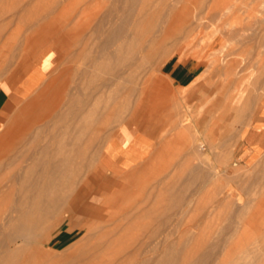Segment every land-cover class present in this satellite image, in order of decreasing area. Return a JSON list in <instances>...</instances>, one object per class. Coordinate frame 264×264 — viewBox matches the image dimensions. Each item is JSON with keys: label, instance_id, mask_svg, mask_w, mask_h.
Segmentation results:
<instances>
[{"label": "rangeland", "instance_id": "374dc122", "mask_svg": "<svg viewBox=\"0 0 264 264\" xmlns=\"http://www.w3.org/2000/svg\"><path fill=\"white\" fill-rule=\"evenodd\" d=\"M52 1L0 0V45L7 43L0 54V107L3 89L13 93L15 87L12 96L21 101L0 116V136L9 133L0 142V224L32 181L45 187L31 192L30 205L47 194L48 181H73V190L62 192L65 207L42 215L45 231L17 244L18 263L90 264L94 243L105 236L96 254L115 264H224V252L235 244L231 264H264V151L254 146L257 134L250 128L261 102L264 112V0L138 1L127 19L121 0H58V11L47 20L39 17ZM110 24L128 34L123 32L125 40L115 37L105 51L103 32L112 33L104 31ZM51 53L49 73L46 63L26 74L33 59ZM35 72L37 86L26 88ZM104 80L115 83L104 89ZM84 101V113L68 119ZM131 121L154 127L155 145L141 165L113 178L101 157ZM63 142L72 161L58 174L43 150L50 144L49 155L60 153ZM71 201L75 205L68 208ZM33 211L32 217H40ZM91 228L97 229L87 234ZM140 246L144 254L136 257Z\"/></svg>", "mask_w": 264, "mask_h": 264}, {"label": "bare ground", "instance_id": "6f19581e", "mask_svg": "<svg viewBox=\"0 0 264 264\" xmlns=\"http://www.w3.org/2000/svg\"><path fill=\"white\" fill-rule=\"evenodd\" d=\"M41 1V0H40ZM42 1H44V2H46V0H42ZM61 1H63V2H66V1H64V0H61ZM61 1H59V2H61ZM71 2L70 3H73L74 1H72V0H70ZM111 1V0H110ZM142 2V3H144L145 1H147V0H121V2H123L124 4H125V9L127 10V11H125V9L123 8V10L125 11H123L121 8L123 7H121L120 8V10H118V8H117V10H118V12H119V14H122V11L124 12L123 14V18L124 19H127V18H130L131 16H133V14H134V12H133V7L135 6V5H137V2ZM53 2H57L56 4H59L58 3V0L56 1V0H54V1H52V4H50V6L45 10V11H43V13L39 16V17H41L42 19L43 18H45V20H47L49 17H51L56 11H58L59 9H60V7L62 6H60V5H56L55 3H53ZM63 2H61V3H63ZM118 2V1H117ZM115 3H116V0H115ZM114 4V3H113ZM112 4V5H113ZM116 4H114V6H115ZM114 6H112V7H114ZM117 6H118V4H117ZM116 6V7H117ZM120 6V5H119ZM112 7L110 8V9H112ZM128 9H127V8ZM109 9V10H110ZM113 10H115V9H112L111 11H113ZM111 11L109 12V14L111 13ZM114 12V11H113ZM113 12L111 13L112 15H113ZM116 12V11H115ZM108 14V13H107ZM107 14H106V16H107ZM110 14V16H112ZM117 14V13H116ZM138 14L140 15L141 13H139L138 12ZM138 14H137V16H138ZM110 16H109V18L108 19H110ZM106 18V17H105ZM112 18V17H111ZM114 18V17H113ZM73 19V18H72ZM108 19L106 20V22L103 20V22L104 23H110V21H108ZM120 20H122V19H120ZM119 20V21H120ZM40 22L41 21H44V20H39ZM70 21H71V19H70ZM69 21V22H70ZM114 21V20H113ZM28 22H30V21H28ZM68 22V23H69ZM76 22V21H75ZM74 22V23H75ZM111 22H112V20H111ZM122 22H123V20H122ZM126 23L128 22V20L127 21H125ZM77 23V22H76ZM78 23H79V21H78ZM108 23V24H109ZM113 24V23H112ZM71 25V24H70ZM76 25V24H75ZM114 25V24H113ZM67 27V26H66ZM75 27V26H74ZM76 27H77V25H76ZM110 27H111V24H110ZM117 27H120V25L119 26H117ZM69 28V27H68ZM73 28V27H72ZM71 28V29H72ZM114 28V27H113ZM122 28V27H121ZM53 29V28H52ZM111 30H104V31H106V33H108L107 31H111L112 33H110L109 34V36L107 35V34H105L104 32H103V34H104V38H103V42L104 43H102L101 44V47L103 48V50H105V51H107V49H109V45L111 44V41L113 40V39H115V37H116V39H118V41H119V39H124L125 38V34L127 33V32H125V27H124V29L122 28V30H124V31H122V30H119V31H114L115 30V28L114 29H112V27L110 28ZM30 30V29H29ZM46 30V29H45ZM48 30H50V29H48ZM55 30V29H54ZM66 30V29H65ZM76 30V29H75ZM114 32H113V31ZM263 30H264V28H263ZM70 31V30H69ZM74 31V30H73ZM73 31H71V32H73ZM77 31V30H76ZM127 31V30H126ZM52 32L54 33V31L52 30ZM51 32V33H52ZM57 32V31H56ZM55 32V33H56ZM59 32V31H58ZM68 32V31H67ZM123 32H125V34L123 33ZM129 32V31H128ZM47 33V32H46ZM53 33H52V36L51 37H54L53 36ZM75 33V32H74ZM123 33V34H122ZM131 33V32H130ZM129 33V34H130ZM12 34H15V32L14 33H12ZM70 34V33H69ZM68 34V35H69ZM76 34V33H75ZM128 34V33H127ZM3 35V34H2ZM59 36V34H56L55 35V37H58ZM105 35H107L108 37L106 38V36ZM123 35H124V37H123ZM46 36V35H45ZM63 36V35H62ZM127 36V35H126ZM130 36V35H129ZM60 37H61V35H60ZM64 37V36H63ZM3 38V37H2ZM1 38V39H2ZM62 38V37H61ZM60 38V39H61ZM105 38H106V41H104L105 40ZM0 39V40H1ZM8 39V38H7ZM10 39V38H9ZM126 39V38H125ZM124 39V40H125ZM43 40V39H42ZM55 40V39H54ZM63 40H64V38H63ZM67 41V40H66ZM126 41H129V37H128V40H126ZM1 42H3V41H1ZM1 42H0V44H1ZM41 42V41H40ZM39 42V43H40ZM56 42H59V41H56ZM56 42H54V44L56 43ZM114 42V41H113ZM115 42H117V41H115ZM114 42V43H115ZM123 41H120L119 43L121 44ZM38 43V42H37ZM113 43V44H114ZM118 43V47H119V49H120V46H122L121 48H123L124 47V45H120ZM124 44H127V45H129V47L131 46L130 44H128V43H126L125 41L123 42ZM122 43V44H123ZM30 44H31V42H30ZM34 44H35V42H34ZM60 44V43H59ZM115 45H117L116 43H115ZM1 46V45H0ZM6 46H7V43H4L3 44V47L1 46V48H0V54H1V52H2V50L3 49H5L6 48ZM100 46V45H99ZM133 47V46H132ZM33 48V47H32ZM102 48H100V49H102ZM131 48V47H130ZM130 48H128V49H130ZM113 50V49H112ZM121 50L122 49H120V52H121ZM132 52H133V50H135V48L132 50V48L130 49ZM130 50H128V51H130ZM109 51V50H108ZM114 51H116L117 53H118V49H116V50H114ZM113 51V52H114ZM124 51H125V49H124ZM127 52L126 51V53H132V52ZM109 52H111V51H109ZM113 52H112V55H113ZM134 52H136V51H134ZM98 53V52H97ZM102 53V52H101ZM116 53V54H117ZM123 52H121V54H122ZM125 53V52H124ZM123 53V54H124ZM121 54H120V56H121ZM111 55V56H112ZM133 55V54H132ZM132 55L131 54H129V55H127V58H126V60L127 59H130V61H132L131 59H132ZM139 55V54H138ZM97 56V55H96ZM115 56H117L118 57V55H115ZM128 56H131V58L129 57L128 58ZM114 57V56H113ZM134 57V56H133ZM142 57V56H141ZM162 57V56H161ZM139 58H140V56H139ZM165 58H167V57H165ZM120 59V58H119ZM169 58H167V60H168ZM118 60V59H117ZM138 60V59H137ZM167 60H166V62H167ZM135 61V60H134ZM139 61V60H138ZM141 61V60H140ZM107 61H105V63H106ZM113 62V61H112ZM111 62V63H112ZM127 62H129L128 60H127ZM126 63V62H125ZM93 64V63H92ZM104 64V63H103ZM102 64V65H103ZM115 64V63H114ZM128 64H130V63H128ZM136 64V63H135ZM106 65V64H105ZM108 65V64H107ZM126 65V64H125ZM124 65V66H125ZM104 66V65H103ZM105 67V66H104ZM106 67H108V66H106ZM95 68V67H94ZM125 68H127V67H125ZM128 68H129V66H128ZM97 71H98V69H97ZM119 71V70H118ZM129 71V70H128ZM228 71V70H227ZM125 72V71H124ZM127 72V71H126ZM113 73V72H112ZM118 74H120V73H118ZM117 74V75H118ZM127 74V73H126ZM125 75V74H124ZM110 76V75H109ZM115 76V75H114ZM113 76V74H112V76H111V78L110 79H112V77H114ZM119 76V75H118ZM229 76V75H228ZM231 76H232V74H231ZM109 79V80H110ZM114 79H115V77H114ZM120 80V79H119ZM39 82V81H38ZM38 82H37V84H38ZM104 89L106 88L107 89V86H108V81H105L104 80ZM113 82L115 83V81L113 80ZM112 80H111V85H109V86H112ZM98 83V82H97ZM37 84H36V86H37ZM118 84V83H117ZM96 85V84H95ZM99 85V84H98ZM114 85V84H113ZM116 85V84H115ZM101 86V85H100ZM103 86V85H102ZM101 86V87H102ZM109 86H108V89H109ZM244 88V87H243ZM1 89V88H0ZM96 89H97V87H96ZM237 89V88H236ZM237 90H239V87H238V89ZM242 90V89H241ZM99 91V90H98ZM101 91V90H100ZM243 91L244 90H242V91H240L239 93H238V95L236 96V102L238 103L239 101H241V99L243 98ZM105 92V91H104ZM237 92L238 91H236V94H237ZM93 93V92H92ZM183 94V93H182ZM231 96V95H230ZM233 96V95H232ZM229 98V97H228ZM233 98H234V96H233ZM230 100V99H229ZM21 102V101H20ZM19 102V103H20ZM33 102V101H32ZM19 103H15V104H19ZM30 103L31 102H29V103H26L25 105H23V106H21V108L19 109V111H21V113H25L26 112V110H28V108H29V105H30ZM71 103V102H70ZM236 103V104H237ZM240 103V102H239ZM15 104H12V105H15ZM233 104V103H232ZM235 104V105H236ZM246 104V103H245ZM68 105V104H67ZM177 105V104H176ZM89 106V103H87V101L85 102H80V108H79V110H78V108H76L77 110H78V112L76 111L75 113L73 112V115L70 117L69 115H68V117L66 116L65 118H66V120L68 121V119H72V118H74V119H77V118H79L80 117V115L82 114V113H84V111L86 110V108ZM188 111V110H187ZM238 111V110H237ZM62 113H64V111L62 112ZM72 113V112H71ZM62 115V117L60 118V120L62 119V120H64L65 118H64V115L63 114H61ZM1 116H2V114H1ZM19 118V117H18ZM68 118V119H67ZM73 119V120H74ZM73 123V122H72ZM125 123V122H124ZM214 124V123H213ZM64 125V124H63ZM70 125V124H69ZM69 125H68V127H69ZM73 124H71L70 125V128L71 127H73L72 126ZM74 125H76V123L74 124ZM75 128V127H74ZM78 128V127H77ZM76 128V129H77ZM73 129V128H72ZM121 130V129H120ZM75 132V131H74ZM6 134H9L7 131H4L3 132V134L0 136V142H2V140L4 139V137H6ZM114 138V137H113ZM77 144V140H74L73 142H71L69 145H70V149H72V150H74L75 149V147L77 146L76 145ZM106 145V144H105ZM50 146V144L48 145V146H46L45 147V149L43 150L44 151V153H45V157H46V164H48V166L51 168V169H53V171L56 173V172H58V174L59 173H61V170H62V168H65V167H63V165H65L66 166V164L68 163V162H70V161H72V157L71 156H65V154H64V151L66 150V147L68 146L67 145V143L66 142H63V145L61 146V148H59L58 149V151H61L60 153H54V154H51V155H49V147ZM62 153V154H61ZM86 155V154H85ZM100 157V156H99ZM84 159V158H83ZM84 161V160H83ZM61 163V164H60ZM68 165V164H67ZM83 170V169H82ZM81 170V171H82ZM86 171V170H85ZM134 171H136L135 169H134ZM75 175H77V173L75 174V173H71V176H75ZM108 175H110V174H108ZM131 175V174H130ZM45 176V175H44ZM105 177V176H104ZM103 177V178H104ZM124 178V177H123ZM134 180V179H133ZM102 181V180H101ZM69 182H70V184H69ZM73 181H71V180H58V179H53L52 181H48V184H47V194H40L39 195V197L37 198V202H35V203H32L31 205H30V202H29V200L31 199V196H32V193L31 192H36V193H38L39 192V190L41 189V188H44L45 186L44 185H42V180H35V181H32V183H31V185H30V187H25L24 189H25V191H26V194L25 195H23L20 199H22V200H20L14 207H13V209L11 210V212L9 213V214H6L5 215V217H3L2 218V223L0 224V230H1V232H0V264H19L18 263V261H17V258H16V251L18 250V247L19 246H17V244L21 241L22 243H25V241H30V240H33V239H35V238H38L39 237V235L40 234H42L44 231H45V229L46 228H42L41 226H40V224L41 223H45L44 222V218H43V216L42 215H45V216H50V215H54V214H56V212H57V210L59 211V209H61V207L62 206H64L65 207V205H63L64 203V198H65V193H67V191L70 189V190H73V189H71V186L70 185H72L71 183H72ZM47 183V182H46ZM127 184V183H126ZM137 184V183H136ZM70 187V188H69ZM80 187V186H79ZM90 187V186H89ZM125 188H127V187H125ZM124 188V189H125ZM89 189V188H88ZM43 190V189H42ZM69 190V192H71ZM123 190V189H122ZM128 190V189H127ZM114 191V190H113ZM45 192V191H44ZM44 192H42V193H44ZM62 192L64 193V194H62ZM73 192V191H72ZM80 192L81 191H78L77 193V195H79L80 194ZM124 192V191H123ZM122 192V193H123ZM120 194V193H119ZM122 195H124V194H122ZM179 196V195H178ZM104 197H105V195H104ZM116 197V196H115ZM126 197V196H125ZM143 197H144V195H143ZM117 198V197H116ZM146 198V197H145ZM113 199H114V196H113V198L112 197H109L108 198V201H113ZM122 199H123V197H122ZM178 199V198H177ZM180 199H182L181 197H180ZM179 199V200H180ZM120 200V199H119ZM119 200H117L118 202H119ZM128 200V199H127ZM182 201V200H181ZM184 201V200H183ZM187 201V200H186ZM185 201V202H186ZM128 202H129V200H128ZM184 202V203H185ZM122 203H123V201H122ZM143 203V202H142ZM178 203H181L180 201L178 202ZM187 203H189V202H187ZM67 204H68V202H67ZM119 204V203H118ZM125 204V203H124ZM127 204V203H126ZM73 205H75V202H70V205H69V207L68 208H72L73 207ZM130 205V204H129ZM132 205H134V204H132ZM181 206V205H180ZM182 207H183V205H182ZM35 209H37V212H39L38 214H41L40 215V217L38 216V217H32V214H33V210H35ZM67 210V209H66ZM70 210V209H69ZM92 210V209H91ZM90 210V211H91ZM136 210V209H135ZM116 211V210H115ZM132 211V210H131ZM60 212V211H59ZM64 212V211H63ZM114 212V211H113ZM136 212H137V210H136ZM18 214V216H14V214ZM64 213H66V211L64 212ZM117 213V215H118V212H116ZM133 213H135V211L133 212ZM132 212L130 213V214H133ZM91 214V213H90ZM114 214H115V212H114ZM129 214V215H130ZM61 215V214H60ZM95 215L96 214H94V213H92V216L91 217H95ZM111 215V214H110ZM62 216V215H61ZM115 216V215H114ZM70 217V216H69ZM131 217H133V216H131ZM135 217V216H134ZM123 218V217H122ZM124 218H127L126 216H124ZM49 219V218H48ZM60 219H61V217H60ZM68 219V218H67ZM70 219V218H69ZM115 219V218H114ZM128 219V218H127ZM57 220V219H56ZM109 220V219H108ZM115 221L116 220H114L113 221V223H115ZM122 222V221H121ZM49 223V222H48ZM55 223V222H54ZM105 223H106V221H105ZM47 224V223H46ZM50 224V223H49ZM98 224V223H97ZM100 224V223H99ZM108 224V223H107ZM95 226V225H94ZM93 226V227H94ZM107 226V225H106ZM106 226H104V227H106ZM52 227V226H51ZM97 227V226H96ZM101 227H102V225H101ZM97 229V228H96ZM96 229H93V228H91V229H89V231H88V233L87 234H90V233H92V232H94V230H96ZM99 229V228H98ZM9 231V233H7L6 235H5V231ZM51 230V229H50ZM102 230V229H101ZM153 232H154V230H152ZM157 231V230H156ZM48 232V231H47ZM46 232V233H47ZM161 232V231H160ZM155 233V232H154ZM49 234H51V231H50V233ZM62 234V233H61ZM156 234V233H155ZM162 234V233H161ZM1 235L2 236H4V238L1 240ZM64 235V233L62 234V236ZM154 235V234H153ZM155 236V235H154ZM87 238V235H86V237L84 238V239H86ZM148 238V237H147ZM149 238H150V236H149ZM148 238V239H149ZM151 238H152V240H154V241H156L157 242V239L155 240V238H153L152 236H151ZM163 238V237H162ZM101 239V240H100ZM164 240H167V239H165V238H163ZM162 239V240H163ZM97 240H100V241H97L96 243H94L95 245H94V247L95 248H97L96 249V251H101L102 250V247H104L105 245H106V241H104L105 240V236L104 237H102V238H99V239H97ZM160 240V239H159ZM67 241V240H66ZM148 241V240H147ZM150 242V241H149ZM156 242H150V243H153V244H155ZM11 243H14L15 244V246H16V248L15 249H11ZM14 244H12V245H14ZM145 244V243H144ZM144 244H142V245H144ZM21 246L23 245V244H20ZM146 245V244H145ZM236 245L237 244H235V247H234V245L232 246V247H229L228 245V247H229V249H227L226 250V252H224V250H223V252H224V254H223V263L224 264H231L232 262H231V259H229V257L232 255V254H234L233 252L236 250V249H238L237 247H236ZM13 248V247H12ZM227 248V247H226ZM254 248H256V249H258L259 248V246L257 245H255V243H254ZM36 250V249H35ZM34 250V251H35ZM42 250H44V249H42ZM38 251V250H37ZM96 251L95 252H93V253H91V255H89V257H92L91 258V261H90V264H115V260L116 259H111V260H108V261H105V260H103V259H100V257H101V254L100 253H98V254H96ZM143 247H141L140 246V249H138V250H136V253H135V255H136V257H141L142 256V253H143ZM40 252H44V251H41L40 250ZM238 252V251H237ZM237 252L235 253V254H237ZM36 253V252H35ZM38 253V252H37ZM48 253V252H47ZM3 254V255H2ZM53 254V253H52ZM144 254V253H143ZM234 254V255H235ZM37 255V254H36ZM40 254L38 253V257H43V255H42V253H41V255L39 256ZM49 255V254H48ZM47 255V256H48ZM247 256H249V253L247 254ZM38 257H35V259L36 258H38ZM211 258H212V256H211V254H209V255H207V256H205V258L203 259V262L204 263H208L210 260H211ZM48 259V258H47ZM46 259V260H47ZM38 260H40L41 261V259L39 258V259H37V261ZM49 260V259H48ZM36 262V261H35ZM39 262V261H38ZM237 263V262H236ZM36 264V263H35ZM38 264H41V263H38ZM239 264V263H238Z\"/></svg>", "mask_w": 264, "mask_h": 264}, {"label": "crops", "instance_id": "0c3cea01", "mask_svg": "<svg viewBox=\"0 0 264 264\" xmlns=\"http://www.w3.org/2000/svg\"><path fill=\"white\" fill-rule=\"evenodd\" d=\"M54 53L46 55L41 60L33 59L29 65L28 72H30L35 67H42L43 64L49 63V68L47 72L49 73ZM180 72V73H179ZM178 77L184 79L186 75L178 69ZM26 74L21 78V80L26 76ZM33 74V73H32ZM20 80V81H21ZM19 81V82H20ZM39 81V74L35 72L26 81V88L36 86ZM18 84V83H17ZM13 93L3 89L4 101L0 107L1 114H6L10 105L19 103L13 98V94L16 93V88L14 87ZM21 93H27L26 90H22ZM135 120V119H134ZM126 128V133H122L120 130L115 133V138L113 144L108 151L103 152L101 157L102 168L110 174L109 176L113 178H119L130 172V170L136 166L141 165L147 158L152 154L155 137H154V127H151L147 123H140L131 121L124 125ZM250 128L256 132L257 139L254 141V146L261 148L264 151V112L262 110V102L258 108L257 113L251 119ZM242 146L243 155L242 158L245 160V147L244 142L239 141Z\"/></svg>", "mask_w": 264, "mask_h": 264}]
</instances>
